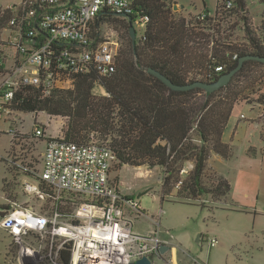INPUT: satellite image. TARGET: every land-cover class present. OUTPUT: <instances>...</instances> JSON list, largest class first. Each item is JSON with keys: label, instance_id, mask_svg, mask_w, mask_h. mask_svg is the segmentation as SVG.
I'll return each instance as SVG.
<instances>
[{"label": "built area", "instance_id": "obj_1", "mask_svg": "<svg viewBox=\"0 0 264 264\" xmlns=\"http://www.w3.org/2000/svg\"><path fill=\"white\" fill-rule=\"evenodd\" d=\"M139 0H18L0 7L8 35L0 40V119L9 120L16 94L22 89L51 97L72 91L81 76L95 74L92 94L106 97L102 79L117 69L120 41L110 28L95 26L109 16L126 20L137 39L145 32L147 17L138 15ZM216 15L235 7L222 2ZM200 16L204 19L205 14ZM234 55L232 60H236ZM221 72L222 66L215 67ZM264 116L259 102L249 105ZM240 120H246L244 114ZM11 125L16 120L11 119ZM16 139L17 131L7 132ZM33 135L43 138L44 150L38 171L19 166L33 182L23 181V191L40 204L38 208L12 202L3 210L0 228L16 247V264H131L147 258L156 264L173 254V245L161 238L160 217H148L153 228L133 232L143 215L139 201L124 194L110 178L116 156L108 141L91 132L83 143L49 136L37 123ZM214 248L215 238L206 240ZM170 250L161 255L159 247ZM196 262V261H194Z\"/></svg>", "mask_w": 264, "mask_h": 264}, {"label": "trees", "instance_id": "obj_2", "mask_svg": "<svg viewBox=\"0 0 264 264\" xmlns=\"http://www.w3.org/2000/svg\"><path fill=\"white\" fill-rule=\"evenodd\" d=\"M221 1L227 0H218L214 15L221 9ZM232 1L236 10L247 14L244 0ZM257 2L264 7V0ZM170 3V0H139L140 10L136 12L148 20L143 37L136 38L135 48L129 23L108 17L125 43L120 44L115 73L101 80L106 97L93 96L98 77L91 74L79 77L72 91H60L51 97L43 98L38 91L22 89L16 94L14 109L66 117L64 138L69 142L83 143L90 132L109 137L119 168L161 167L164 174L161 202L178 182L181 186L177 198L197 201L201 196H210L212 201H220L230 193L231 185L219 177L214 187L207 188L204 183L207 164L213 154L224 161L233 157L232 147L222 140L223 132L239 101L253 102L249 96L258 80L255 68L264 65L244 62L225 87L210 94L198 88L171 91L146 70L153 69L180 86L213 83L233 70L241 57H264V9L255 31L249 27L246 16L242 17L248 45L240 48L219 42L204 32L212 31L218 18L210 17L207 11L203 13L204 19L177 18ZM102 22L96 21L95 26ZM234 55L236 60H232ZM217 66H222L221 72H215ZM198 73H203L202 77L197 78ZM256 102L264 106V94ZM188 162L192 163V169L181 180V171ZM3 209L8 206H0Z\"/></svg>", "mask_w": 264, "mask_h": 264}, {"label": "rangeland", "instance_id": "obj_3", "mask_svg": "<svg viewBox=\"0 0 264 264\" xmlns=\"http://www.w3.org/2000/svg\"><path fill=\"white\" fill-rule=\"evenodd\" d=\"M17 1L0 0V7L17 3ZM170 1L177 6L176 10L172 8L175 16L183 17L181 14L183 13L186 15L183 18L187 21H194L196 16L204 11L213 15L218 2V0ZM244 2L247 10V14L244 15L248 19L249 27L255 31V27H258L261 21L264 7L257 0H244ZM244 15L235 8L222 10L214 29L204 32L219 42L245 48L248 42L242 20ZM5 22L6 19L0 23L4 26ZM100 25L106 30L107 28L114 30L120 44L125 43L115 28L116 24L111 20L102 22ZM0 32L2 39L8 34L1 30ZM211 47L212 44L208 46L209 50ZM208 54L211 55V51ZM255 71L258 80L253 87V93L249 96L253 102L259 95L264 94V68H255ZM198 75L197 78H200L203 73ZM253 102L239 101L232 111V118L244 114L246 120L241 121H251L253 113L248 110V106ZM10 116L9 120L0 119V206L9 205L10 207L12 202H26L27 205L38 208L40 203L32 195L23 191V181L33 182V179L19 166L34 171L41 168V155L45 141L33 135L34 124L41 125L49 136L64 137L68 119L46 113L34 114L20 111ZM11 119L16 120V124L11 125ZM258 120L264 122V116ZM251 127L253 128L249 135L233 138L232 162L210 159L208 163L204 179L207 188L214 187L220 177L211 167L231 185L230 193L220 202L212 201L210 196H201L197 201L177 198L180 182L172 187L171 193L161 202L164 179L161 167L156 166L150 169L147 166L124 165L119 168L117 162L114 163L110 174L111 181L124 194L138 199L143 214L156 217L158 213H161L160 233L166 234L167 240L177 250L176 257L173 250L171 256H165L156 264H264V131L261 124L251 125ZM10 129L17 131L16 139L7 134ZM102 137L100 138L109 143V137ZM253 150L256 151L255 157L263 163L260 165L259 161L248 167L244 166L245 153L249 155ZM192 166L191 162L184 165L181 180L185 179ZM3 180H5V186H2ZM177 200L184 203H178ZM200 204H203V207ZM151 225L148 218L141 216L135 221L133 232L146 234L152 229ZM209 238H215L218 241L216 247L212 249L208 247L206 240ZM0 256L3 260L9 258L16 264L14 261L16 247L9 235L1 228Z\"/></svg>", "mask_w": 264, "mask_h": 264}, {"label": "water", "instance_id": "obj_4", "mask_svg": "<svg viewBox=\"0 0 264 264\" xmlns=\"http://www.w3.org/2000/svg\"><path fill=\"white\" fill-rule=\"evenodd\" d=\"M180 8L182 9L183 7H180ZM173 9L176 10L177 6L174 5ZM129 33H130L132 46H133V48H135L136 35H135V31H134V29L130 23H129ZM247 61L259 62V63L264 65V57H260V56H256V55H246L244 57H241L238 60L237 66L233 70H231L229 73L221 75L213 83L194 82L190 85L180 86V85H176V84L172 83L164 75H162L161 73H159L153 69H147L146 73L149 75H152L153 77L158 79L168 89H170L171 91H174V92L189 91V90L198 88V89L203 90L205 93L210 94V93L218 91L220 88L225 87L230 82L232 77L242 68L244 62H247ZM169 250H170L169 246H166V245H161L159 247V253L161 255H164ZM131 264H150V261L147 258H141L140 260H137L136 262L131 263Z\"/></svg>", "mask_w": 264, "mask_h": 264}, {"label": "crops", "instance_id": "obj_5", "mask_svg": "<svg viewBox=\"0 0 264 264\" xmlns=\"http://www.w3.org/2000/svg\"><path fill=\"white\" fill-rule=\"evenodd\" d=\"M6 6H9V5H5V6H3V7H6ZM174 6V5H173ZM182 12V11H181ZM246 13H247V10H246ZM182 14V16L183 17H186V15L185 14H183V13H181ZM211 15V14H210ZM261 22V21H260ZM260 24V23H259ZM259 26V25H258ZM257 27H255V29H256ZM0 30L2 31V32H8L7 31V29L5 28V25L4 26H2V24L0 23ZM1 33V32H0ZM8 35V34H7ZM7 37V36H6ZM5 37V38H6ZM4 38V39H5ZM0 40H2V38H0ZM248 110L251 112V113H253V116L250 118L251 119V121H241L240 120V115L238 116V117H235V118H232V114H231V116H230V118H229V121H228V123H227V126H226V129H225V131L223 132V135H222V140H223V142L224 143H227V144H229L230 146H233V144H234V140H233V138L234 139H236V138H238L239 136H241V137H245L246 135H249V133L252 131V128L253 127H251V125H255L256 126V124L257 125H260L261 124V127H262V130L264 131V122H261L260 120H258V117H257V114H258V111H257V109H254L253 111H251L250 110V108H249V106H248ZM227 130V131H226ZM245 139H247V137L245 138ZM247 151H249V150H247ZM255 155H256V151L255 150H253L252 152H251V154H249V155H246V153H245V158L243 159V162H244V166H250L251 164H256L257 162H259L260 161V165L263 163V162H261V160H259L257 157H255ZM233 156H234V154H233ZM210 159L212 160V159H215V160H217V161H220V162H226V163H230V162H232V160H233V157L230 159V160H228V161H224L221 157H219L218 155H215V154H213L211 157H210ZM209 159V161H208V163L211 161ZM207 166H208V164H207ZM209 167H210V165H209ZM216 173H217V175L218 176H220V177H222V178H224L223 176H221L218 172H217V170H215L213 167H211ZM225 180H227L226 178H224ZM228 181V180H227ZM229 182V181H228ZM230 183V182H229ZM221 201V200H220ZM220 201H217V202H220ZM195 204H197V203H195ZM145 217V218H148L149 217V215L148 214H143L142 215V217ZM141 217V216H140ZM161 218V217H160ZM161 225V224H160ZM152 226V225H151ZM161 227V226H160ZM152 228H153V226H152ZM161 238H163V239H166L167 240V236H166V234H163V233H161ZM216 247V246H215ZM173 248H174V252H175V256L174 257H176V252H177V250H176V248H175V246H173ZM212 249V248H211ZM0 264H14L11 260H9V258L8 259H2V257L0 256Z\"/></svg>", "mask_w": 264, "mask_h": 264}, {"label": "bare ground", "instance_id": "obj_6", "mask_svg": "<svg viewBox=\"0 0 264 264\" xmlns=\"http://www.w3.org/2000/svg\"><path fill=\"white\" fill-rule=\"evenodd\" d=\"M42 127V126H41ZM13 148V147H12Z\"/></svg>", "mask_w": 264, "mask_h": 264}]
</instances>
